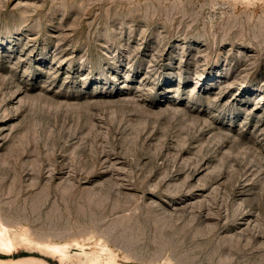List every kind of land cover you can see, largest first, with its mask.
I'll list each match as a JSON object with an SVG mask.
<instances>
[{"label": "rangeland", "instance_id": "374dc122", "mask_svg": "<svg viewBox=\"0 0 264 264\" xmlns=\"http://www.w3.org/2000/svg\"><path fill=\"white\" fill-rule=\"evenodd\" d=\"M0 231V264H264V0H0Z\"/></svg>", "mask_w": 264, "mask_h": 264}, {"label": "bare ground", "instance_id": "6f19581e", "mask_svg": "<svg viewBox=\"0 0 264 264\" xmlns=\"http://www.w3.org/2000/svg\"><path fill=\"white\" fill-rule=\"evenodd\" d=\"M0 244L7 248H10L12 246V240L9 237H5L1 231H0ZM52 247H54L55 249L57 248L56 245Z\"/></svg>", "mask_w": 264, "mask_h": 264}]
</instances>
